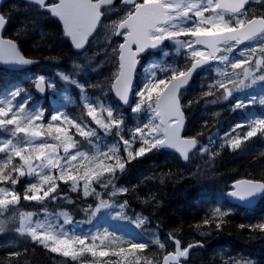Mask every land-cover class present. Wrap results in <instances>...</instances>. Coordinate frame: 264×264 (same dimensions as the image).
<instances>
[{
    "label": "trees",
    "instance_id": "trees-1",
    "mask_svg": "<svg viewBox=\"0 0 264 264\" xmlns=\"http://www.w3.org/2000/svg\"><path fill=\"white\" fill-rule=\"evenodd\" d=\"M259 12L261 11L256 9L254 16H264V13ZM1 14L8 22L4 36L16 42L24 57L38 63L21 72L0 69V99L19 87L23 91L17 100L22 102L25 98H30L26 110L39 108L46 118L52 115L49 111L66 108L67 115L86 126L85 130L92 129L93 125L92 118L87 115L84 107L87 94L90 99L95 100L96 106L109 104L122 124L119 129L114 126L116 132L110 136V149H115V155L102 150L103 154L113 158L107 159L102 155L101 160L115 165V157L118 156L125 168L123 171L117 168L114 177L104 173L101 182L91 183V189L99 196H85L82 182L75 183L73 190L74 182L60 180L57 169H46V174L57 178L58 187L40 202L23 199L25 194H31L29 189L32 183L42 189L38 194L43 196L47 185L41 183L39 175H28L26 167L23 169L25 175L12 172L18 182L15 185L1 182L0 187L15 191L19 202L0 208V264H71L62 252H52L51 246L46 247L44 243L34 241L29 233L19 231L22 215L26 224L32 220L54 216H59L60 223L61 217H65L70 223L81 224V230L92 232L96 228L104 229L108 221L92 216L101 200L119 206L114 211L116 217L120 213L131 222L137 217L143 220L139 230L132 231L135 235L132 238L137 240H129L126 246L132 241H142L147 242L148 247L137 252L134 257L128 256L125 264H137V261L138 264L159 262L171 249L169 239L179 240L185 246L201 244L202 247L193 251L185 264H234L232 261L238 255L250 256L254 260L253 264H264V231L256 227L264 223V200L252 210L244 211L225 199L231 184L237 180L264 182V132H258L247 140L243 139V135L253 126L250 125L252 120L247 118L248 111L259 110L252 107L253 103H250L251 106L246 104L244 109L235 107L238 99L244 103L254 100L255 106H258V102L264 98V89L248 90L247 98L240 96L230 99V95L226 98L222 88L214 87L211 81L207 85L210 86L211 83L215 91L208 95L205 83H200L196 78L180 99L186 117L184 134L197 139V151L190 156L187 164L162 149H152L137 157V146H147L142 144L138 134L134 138L135 129L143 126L148 115L137 116L130 110L121 109L110 91L117 72V52L112 53L110 73L102 75L94 70L88 76H83L80 73L82 56L73 52L63 37L60 25L50 15L42 12L38 6L28 5L22 0H6ZM97 46L100 45L95 38L86 52L93 51L92 64L95 68L102 65V57L106 54L103 48L95 51ZM192 59L191 55L189 58L184 52L173 61L166 59V74L170 76L171 70L176 68L186 70ZM255 59H259L264 66V47L258 56H254V61ZM41 76L53 86L57 85L59 93L48 90L44 96L37 95L32 80ZM65 76L68 77L67 80L73 79L80 83L81 90L75 89L73 85L65 86L62 82ZM102 76L107 77L106 81ZM139 84L141 82L138 78L137 85ZM102 91L104 96H100ZM65 92L68 96L63 99L61 95ZM242 121L246 122L245 126L237 128L236 125ZM69 134L78 142V147L85 148L86 144L82 141L84 137H80L75 128H69ZM237 138L241 139V145L233 148L230 142ZM125 139L131 142L132 158L124 150ZM7 154L8 152L0 153V167L5 165ZM87 159L88 157H84L74 163L80 173L85 168L91 170L92 165ZM37 162L33 159V166ZM21 163L19 157L13 156L12 162L4 171L9 172L13 166L18 167ZM113 187L127 191L117 192L113 196ZM53 196L55 199H52ZM125 202L126 207L121 208L120 205ZM108 208L110 207L104 209ZM217 208L224 214L217 213ZM90 217H93V221ZM88 241L90 240L85 242ZM101 244L108 248L105 242ZM160 244L165 247L161 248ZM118 247L124 246L119 244ZM86 258L88 261L121 263L114 257L93 256L92 253H87Z\"/></svg>",
    "mask_w": 264,
    "mask_h": 264
},
{
    "label": "snow or ice",
    "instance_id": "snow-or-ice-1",
    "mask_svg": "<svg viewBox=\"0 0 264 264\" xmlns=\"http://www.w3.org/2000/svg\"><path fill=\"white\" fill-rule=\"evenodd\" d=\"M125 4L130 5L131 9L127 12L124 19L119 23L114 24L115 34L123 36V43L119 44V69L115 75V82L112 87L116 95L128 103L129 93L132 88L133 75L139 56L148 48L156 49L163 44L164 41H173L178 47H186L190 50V55L194 62L192 67L187 70L179 68L172 69L171 75H165L164 78L155 80H148L144 83L139 91L136 92L139 97L138 102L132 107L133 113H139L142 110L147 111L149 115L148 122L143 125V128L137 127L135 129L134 138L138 134V138L142 141L143 145L147 147H140L135 152V156H143L146 152L152 149H160L164 147L177 149L187 159V154L193 148L197 141L195 139H183L180 136V129L184 123V114L181 110L180 103V89L188 83L193 70L197 67L208 63L210 60L227 61L228 56H216V53L221 51L218 45H230V42H235V45L241 44L245 40H250L257 35H264V18L243 20L238 19L235 26H232L229 21L225 20L224 13L241 14V9L244 7L246 0H230V2H223V0H206V4L202 3L200 6L186 3L185 0H124ZM35 3L41 9H46L53 16L58 17L63 23L65 35L71 37L74 46L80 49L84 46V42L92 34L93 30L100 22L101 16L104 15L103 6L112 3V0H59L58 3L46 4L45 0H35ZM211 12L213 15L205 16V12ZM189 13H194L197 18L196 21L192 20ZM6 23L3 14H0V27ZM195 25V26H192ZM180 37H190L194 39L181 40ZM194 45H204L208 51L207 53L195 49ZM231 45L226 50L232 51ZM0 61L12 64H29L32 61L25 59L21 56L12 40H3L0 38ZM242 61L241 63H246ZM259 65V62H257ZM240 63L233 64L232 67L239 68ZM167 71V70H165ZM247 72V70H245ZM44 77H39V81L43 82ZM68 79L67 76L64 77ZM260 79H264L261 77ZM75 83V81H73ZM243 85V81H241ZM53 85L49 84V87ZM224 88V84L219 85ZM39 88V83L37 84ZM44 89H40L43 91ZM23 89L17 87L15 91L10 93L11 99L0 102V128L7 129L8 126H14L13 133H23L25 136L30 137L29 143L26 146L13 145L11 140H8L3 146H0V153L9 152L8 159L5 165L0 167V182L10 183L15 185L18 181L12 176V172L19 175H25L23 169L27 168V174H37L40 177L42 184L47 185V190L43 191V196L38 193L42 190L36 183L30 185L29 191L31 194H25L23 199L27 201H43L45 197H49L50 193H54L58 187L56 184V177L44 174L43 169H57L59 172V179L62 181H72L73 190H75V182L80 179L84 180V195H96L94 189H91L92 182H101L104 173L109 176H115L117 168L121 171L124 170L125 164L118 156L115 157V165L107 164L103 160L100 161L98 168L102 170H87L83 175L79 174V170L73 164L77 161L78 157L84 156V153H72L71 150L78 148V142L73 139L69 134V128H75L76 133L80 137L91 138L97 135L95 129H86L68 115L56 112L51 115V122L45 123V115L43 110L37 109L34 112L25 115V107L29 103L30 98H25L22 102L17 100L20 97ZM226 91H228L226 89ZM231 93L229 92V95ZM249 103H254L249 101ZM264 103V101H261ZM87 109V115L105 131L110 130L111 126H116L117 129L122 124V120L114 114V110L109 107L104 109L107 112V118L98 116L97 110L93 105L87 101L84 103ZM236 108L244 109L246 104L242 100H237ZM17 113H20L19 115ZM158 121V123H157ZM56 122H60L57 124ZM246 122L242 121L236 125L237 128L244 127ZM253 126L251 130L243 135V139L247 140L254 137L258 132H264V114L255 118L252 121ZM66 125V126H62ZM45 133L52 140L58 141V144L41 142L33 143V141L41 139ZM55 133V135H53ZM119 134V132L117 133ZM124 150L128 152L132 158V152L129 151L131 142L127 139L123 141ZM233 148H239L241 139H234L231 142ZM63 148L64 156L58 155V148ZM115 155L112 149L109 150ZM107 159H112L113 156L103 154ZM19 157L22 162L20 166H13L12 170L5 172L4 168L12 162V157ZM33 159L39 161L37 166H33ZM95 160V157L90 158ZM63 160V163L61 162ZM83 163V161H81ZM71 169V170H69ZM76 173V174H73ZM107 187V185H104ZM234 190L229 192V195L236 197L239 200H246L256 195L257 192H264V183L242 180L237 181L233 185ZM127 189H116L113 187L112 195L115 196L117 192H124ZM55 199V196L52 197ZM19 202V196L15 191L7 187H0V208H7L9 205H15ZM125 204L120 205L121 208L126 207ZM107 201L101 200L97 208L92 212L94 216L100 208L114 207ZM216 212L220 213L217 208ZM31 216V214H28ZM117 218L126 219L120 213ZM65 220V223H69ZM208 221H205L207 223ZM142 223V221H141ZM220 225H217L219 227ZM37 227L43 228V225ZM261 231H264V223L256 225ZM21 232H27L31 235L34 241L44 243L46 247L49 246L48 241H51L52 252H62L66 257L71 256L75 259L84 251L91 252L93 256L99 255L100 257L109 256L107 251L95 250V245H87L85 241L89 239L87 235L81 237L80 235H68L67 232L55 233L53 231L37 232L36 227H31L30 224L26 225L23 215L21 218ZM111 234L105 233L103 240L108 239ZM97 238L96 235L91 237L94 242ZM159 243V241H155ZM177 248L175 253H168L164 256V264H179L180 257H186L189 250L194 245H189L183 250L180 249V241H175ZM75 245L82 246L80 251L77 252ZM148 247L147 242H129L128 248L121 247L119 251L112 252L111 255L121 256H136ZM164 248V244H160ZM138 264V261H137Z\"/></svg>",
    "mask_w": 264,
    "mask_h": 264
},
{
    "label": "rangeland",
    "instance_id": "rangeland-1",
    "mask_svg": "<svg viewBox=\"0 0 264 264\" xmlns=\"http://www.w3.org/2000/svg\"><path fill=\"white\" fill-rule=\"evenodd\" d=\"M256 3L261 2L262 0H252ZM186 3L192 4V5H196V6H200L202 3L206 4V0H185ZM131 9V7H127V6H122V5H116L114 6L109 13L107 14V18H108V27L106 26V31H102L100 37H98L97 44L100 46L95 47V51L99 50L100 48H103V51L106 50V54L102 57V65H98L97 68L93 67V51H90L89 53H85L82 55L81 60V68H80V73L83 76H88L92 71L94 70H98L99 73L106 74V73H110V66H112V55L114 54V52H117V47L121 42L120 37L116 38L114 36L115 34V29H114V24L119 23L120 20L124 19L127 15V12ZM258 10L262 11L264 10V7L258 8ZM261 13V12H259ZM247 12L246 10L244 12H242L241 14H227L224 13V18L225 20L229 21L230 24L232 22H234L236 24V21L238 19H243L246 20L245 17H247ZM190 17L192 20L196 21L197 18L195 17L194 13H189ZM205 16H209V15H213V13L209 12H205L204 13ZM195 26V25H192ZM107 32V35H106ZM181 40H190L193 38L190 37H180ZM167 41V45H165L160 52L157 54V56L152 55L149 57H146L145 62L143 63L141 70H140V82L141 84L135 86L134 88V105L135 106L136 102H138L139 97H137L136 92L140 90V88L143 86L144 83L148 82V80H155V79H159L161 78V76L163 75L164 71H160V76L157 78H154L155 74H154V70L158 67L159 65V59L165 57L166 55L170 57V59L173 61L176 57H178V55L182 52L185 51L186 54L188 55V57L190 58V50L187 49L186 47H178L173 41ZM232 45V43H230V45H222L220 47V49H222L218 55H224V56H228L229 59L227 61H220V60H215L214 64L208 68L206 71H204L202 74H200L197 77V80L200 83H205V85L207 86V88L212 87V84L210 83V86L207 85L208 81H211L214 83V87L217 88H221L219 85L221 83L224 84V88H222L223 91H225L226 89L229 91L230 88L232 89L231 91V95H230V99H232L233 97H237L239 98L240 96H245L246 94L249 95V91L251 89L257 88L259 91L264 89V79H260L261 77H264V66L262 64V62L259 59H255L254 63L252 65V59L253 56H258L259 52L261 51V49L264 47V35H262L261 37L255 39L252 44L249 46V48L244 47H232V51H227L226 49L228 47H230ZM195 49L197 50H201L203 51L202 48L197 47L196 45H194ZM248 49V50H247ZM170 50H172V53H170ZM113 53V54H112ZM118 55V54H117ZM193 60V59H192ZM242 61H247L246 63H241ZM234 62L233 64L236 63H240V67L239 68H233L231 66V63ZM257 62H259V65L257 64ZM247 70V72L245 71ZM117 74V72H116ZM103 77V76H102ZM39 78H34L32 80V82L35 84L36 81ZM104 81H106L107 77L104 76L103 77ZM44 81L47 83V89L48 90H52L53 92L59 93L58 92V87L56 86H52L49 87V84L52 85V83H50L49 81H46L44 79ZM73 79L71 80H65L63 79L62 82H64L65 86H71L73 85L75 89H78L79 91L81 90L82 85L80 83H77L75 81V83H73ZM241 81H243V85H241ZM232 86V87H231ZM103 88V87H102ZM100 91V90H99ZM247 91V92H246ZM246 92V93H245ZM208 95H212L213 92L212 91H208L207 92ZM10 98H6L5 100H2L0 102H4L7 99H11V95H9ZM66 96H68V93L65 92L63 95H61V98H66ZM100 96H104V91H102V93L100 94ZM58 97H60V95L58 94ZM247 98V97H246ZM41 101V100H39ZM86 101L91 103L93 105V107L96 108L97 110V114L98 116H102V118H107V112L104 111V109L111 107L109 104L108 105H95V100L90 99V96H88L87 94V98ZM261 101H264V98L260 100V104L258 105L261 110H264L263 103H261ZM35 103V101H34ZM33 103V104H34ZM40 103V102H39ZM245 104H249L250 106L252 104L249 103V101H247ZM63 106V105H61ZM61 109H59L58 111H49V114H55L56 112H61L67 115V111L63 108L60 107ZM39 108H35L33 110H26L25 109V115L27 113L30 112H34L35 110H37ZM132 109V108H131ZM130 109V111H131ZM249 110V108H248ZM260 112V111H259ZM259 112H249L247 113L248 117H251L253 119L260 117L261 114H259ZM18 115L20 113H17ZM137 116H141L143 117V115L147 114V118L144 124H146L148 122L149 119V113L147 111H141L139 113H135ZM51 115L47 116L45 118V123L51 122ZM57 124H59L60 122H56ZM158 123V121H157ZM92 129L96 130L97 135L95 137H91V138H84L82 141L86 144L85 148L82 147H78L77 149H73L71 150L73 154H75L77 151L84 153V156L82 157H78L77 161L73 162L76 163L78 162L81 158L84 157H88V162L89 164H91V170H100L98 168V165L101 161V156L103 155V151L105 150L106 152H110V148H111V140H110V136H112L115 132L116 129L114 128V125L110 127V130L105 131L104 129L99 128V126L92 120ZM143 124V125H144ZM62 126H66V125H62ZM13 128L14 126H8L7 129L4 128H0V146H3L8 140H11L13 145H18V146H26L29 143L30 137L25 136L23 133H13ZM143 128V126L141 127ZM69 130V129H68ZM55 135V133L53 134ZM41 142H48V143H53V144H58V141L52 140L50 137L47 136V134L45 133V136L42 137L41 139L35 140L33 141V143H41ZM137 148L139 149L140 146H137ZM113 151H115V149H112ZM129 151H131V148L129 149ZM58 155L60 157L64 156L63 153V148H58L57 150ZM127 152V151H125ZM128 153V152H127ZM10 154V151L8 152L7 156ZM95 157V160H92L90 158ZM8 159V157L6 158ZM85 161V160H84ZM63 163V160L61 161ZM39 164V161L34 164V167L37 166ZM88 169H84V172L87 171ZM44 172V174H46V169L42 170ZM84 172H79L80 175H83ZM76 174V173H73ZM79 182H82L83 185L85 184L84 180H80L78 179L75 183L78 184ZM1 183V182H0ZM119 206H114V207H110L108 209H104V208H100V210L98 212H96V214L94 216H99L101 220H108L106 225L104 226V229L101 228H96L94 229L92 232H88V231H83L81 230V224L79 223H65V220L67 218L65 217H61V221L59 223V216H54V217H49V218H41L38 221H30L28 222L26 225L30 224L31 227H36L37 228V232H44V231H53L55 233H60V232H67L69 236L76 234V235H80L81 237H83L84 235H87L89 237L88 242H85L87 245H95V250L97 251V253H99V251L103 250V251H107L109 252V256H114L111 255L112 252L115 251H119V249L117 246L119 244H121L122 246H125L126 243L129 240H137L136 238H132L135 237V235L132 234V231L137 232L139 230V225L141 224V221H143L142 219H140L139 217L135 218V220L133 222L128 221L126 219H119L116 217V214L114 213V211L116 209H118ZM93 216V215H92ZM68 220V219H67ZM90 220L93 221V217H90ZM38 225H43V228H39L37 227ZM77 233H81V234H77ZM105 233H109L111 234L108 239L103 240V242H105L107 245H110V248H106V247H102L101 242H102V238L104 236ZM93 235L98 236L99 238H97L94 242L92 241L91 237ZM100 240V241H97ZM135 242V241H132ZM138 242H142V241H138ZM49 246H52L51 241H48ZM76 248V251L79 252L80 248L82 246L80 245H75L74 246ZM125 248V247H124ZM128 246L125 248L127 249ZM87 253H91L88 251H84L83 253H81L80 255H78L75 259H73L71 256H69L70 261L72 263H75L80 257L84 256ZM107 256V257H109ZM117 258H125V255H121V256H115Z\"/></svg>",
    "mask_w": 264,
    "mask_h": 264
},
{
    "label": "water",
    "instance_id": "water-1",
    "mask_svg": "<svg viewBox=\"0 0 264 264\" xmlns=\"http://www.w3.org/2000/svg\"><path fill=\"white\" fill-rule=\"evenodd\" d=\"M46 1H47V0H45V2H46ZM48 1H52V2H54V3H58V2H59V0H48ZM24 2H26V3H28V4H34V5L39 6L38 4L35 3V0H24ZM223 2H230V0H223ZM3 3H4V0H0V7H1V5H2ZM114 3H115V0H112V3H111V4H109V5H104L103 8L110 7V6H112ZM247 3H248V0H246V3L244 4V7L247 5ZM121 4H125L124 0L121 1ZM126 5H127V4H126ZM128 6H130V5H128ZM39 7H40V6H39ZM244 7H243V8H244ZM243 8H242V9H243ZM242 9H241V10H242ZM41 11L50 14L51 17H52L54 20H56V21H58V22L60 23V25H61V27H62V30H63V33H64V37H65L66 39L69 40V43L71 44V46L73 47V50H74L75 52H82V51H84V50L86 49V47H87V45H88V41L93 37L94 33L96 32V30H97V28H98V24H99V23L97 24V27L93 30L92 34H91V35L88 37V39L84 42V46H83L82 48H80V49H77V48L74 46L71 37L65 35L62 21H60V19H59L58 17L53 16V15H52L49 11H47L46 9H41ZM101 19H102V16H101ZM101 19H100V20H101ZM254 19H261V18H254ZM5 25H6V23H5L2 27H0V38H2L3 40H9V39L3 37V31H4V28H5ZM257 36H258V35H257ZM255 37H256V36H255ZM246 41H247V40L243 41L241 44H239V46L244 45V44L246 43ZM233 42H234V41H233ZM14 43H15V42H14ZM163 43H164V42H163ZM15 45H16V48H17L19 54H20L21 56H23V55L21 54V52L19 51L18 46H17L16 43H15ZM220 45H222V44H220ZM220 45H218V47H219ZM161 46H162V45H160V46H159L158 48H156V49L148 48V49H146L143 53L140 54V56H139V60H138V63H137V65H136V68H135V71H134L133 82H132V88H131V91H130V93H129V101H128L127 104L124 103V101H122V100L116 95V92H115V90H114L113 87H112L113 83L115 82V79H114V81L112 82V85H111V92H112L113 96L116 98V100L120 103V105H121L124 109H128V108H130V107L132 106V95H133V87H134V85H135V75H136V72H137V70H138V68H139V65H140V62H141V57H142L143 55H145L146 53H149V52H153V53L157 52V51L160 49ZM198 46L203 47L204 49H206L207 52L210 51V50L207 49L204 45H198ZM217 55H218V52L216 53V56H217ZM23 57H24V56H23ZM24 58H25V57H24ZM25 59H27V58H25ZM27 60H30V59H27ZM30 61H32V63H29V64H12V63H5V62H3V61H0V68H3V69L8 70V71H22V70H25V69H29L30 67H32L33 65L36 64L35 61H33V60H30ZM118 62H119V58H118ZM193 62H194V61H193ZM193 62H192V63H193ZM192 63H191V65H190L189 68L192 67ZM212 63H213V60H210L208 63L203 64V65L197 67L196 69H194V70H193V73H192V75H191V77L189 78L188 83L185 84L184 86H182V88L180 89V94H181L182 92H184V91L189 87V85L191 84V82L193 81V79H194V77H195V75H196L197 73L201 72L203 69H205L207 66H209V65L212 64ZM38 83H39V88L37 87V84H38ZM41 88L44 89V90H43V91H40ZM45 91H46V86H45L44 82H40V81L38 80L37 83H36V92H37L38 94H44ZM180 94H179V96H180ZM181 110H182V108H181ZM182 112H183V111H182ZM183 114H184V112H183ZM185 122H186V120H185V115H184V123H183V125H182V127H181V129H180V136H181L183 139H193V138H185V137L183 136L184 127H185ZM197 147H198V146H197V143H196V145H195L193 148H191V149L189 150V152H188V154H187V159H185V157H184V156H183V155H182L177 149H175V148L164 147V148H162V149H164V150H166V151H168V152H172V153L178 155V156L181 158L182 162H183V163H186V162L188 161L189 155H190L192 152H194V151L197 149ZM240 181H242V180H240ZM252 181H253V180H252ZM256 182H259V181H256ZM260 183H264V182H260ZM234 184H236V182L233 183V184L231 185V190H230L229 192H231V191L234 190V188H233V185H234ZM229 192L226 194V198H227V200L229 201V203H231V204H233V205H236V206H238V207H240V208H242V209H245V210H249V209L255 207V206L257 205V203H258L260 200L264 199V192H257L255 196L250 197V198H248V199H246V200H243V201H242V200H239V199L236 198V197H232V196H230V195H229ZM193 248H194V247H192L191 249H193ZM191 249H190V250H191ZM170 263H174V262H170ZM162 264H164V260H163V263H162Z\"/></svg>",
    "mask_w": 264,
    "mask_h": 264
},
{
    "label": "flooded vegetation",
    "instance_id": "flooded-vegetation-1",
    "mask_svg": "<svg viewBox=\"0 0 264 264\" xmlns=\"http://www.w3.org/2000/svg\"><path fill=\"white\" fill-rule=\"evenodd\" d=\"M252 11H253V5L248 6V7H247V10H246V12L248 13L247 16L251 15V14H252ZM227 14H229V13H227ZM232 15H233V14H232ZM231 25H235V23L232 22ZM251 44H252V41L248 42V43L245 45V47L247 46L246 48H249V46H250ZM232 45H235V44L232 43ZM235 47H237V45H235ZM247 50H248V49H247Z\"/></svg>",
    "mask_w": 264,
    "mask_h": 264
},
{
    "label": "bare ground",
    "instance_id": "bare-ground-1",
    "mask_svg": "<svg viewBox=\"0 0 264 264\" xmlns=\"http://www.w3.org/2000/svg\"><path fill=\"white\" fill-rule=\"evenodd\" d=\"M184 260H188V259L185 258Z\"/></svg>",
    "mask_w": 264,
    "mask_h": 264
}]
</instances>
